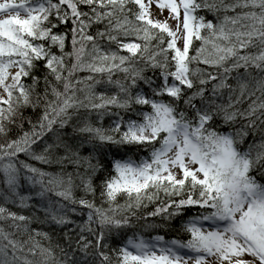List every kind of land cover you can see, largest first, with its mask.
Segmentation results:
<instances>
[{"label": "snow or ice", "instance_id": "snow-or-ice-1", "mask_svg": "<svg viewBox=\"0 0 264 264\" xmlns=\"http://www.w3.org/2000/svg\"><path fill=\"white\" fill-rule=\"evenodd\" d=\"M251 70L264 0H0V264H264Z\"/></svg>", "mask_w": 264, "mask_h": 264}, {"label": "trees", "instance_id": "trees-1", "mask_svg": "<svg viewBox=\"0 0 264 264\" xmlns=\"http://www.w3.org/2000/svg\"><path fill=\"white\" fill-rule=\"evenodd\" d=\"M200 14H201V15H206V17H207L208 19H213V18H214V15H216V14H214V13H205V12H201ZM217 14L220 15L221 18H222L223 15H224V13H223L222 11L219 12V13H217ZM228 15H232V13L229 12ZM160 18L163 19L164 16H163V17H160ZM195 43H196V46L198 47V46H199V42H195ZM257 50H258V49H255V48H253V49H249V51H252V52H255V51H257ZM209 71H212V69H209ZM240 72H241V74H243V73H244V69H241ZM77 75H78V77H82V76H86V75H88V73H86V72H80V73H78ZM235 75H236V73H233V74H232L233 77H234ZM262 78H264V74H261V73H259V72L256 71V70H251V75H250V76H244V78H243V80H242L241 82L247 84V89H246V93H245V95H246V101H245V103L239 105V107H241V108H246V107L248 106V103L250 102V100L247 99V92H254L255 95L252 97L253 99H255L256 97H261V96H262V93H261V91L259 90L258 83H257V82H258L259 80H261ZM228 83H229L230 85H232L233 88L236 89V94L238 95V94H239V83L237 82V80H236V79H233V78H229ZM226 97H227V92H225V98H226ZM26 114H27V113H26ZM105 126H107V120H105ZM67 133H68L69 136H72V135H73V131H72V127H71V126H69V127L67 128ZM76 135H77L78 139H79V138H82V137H79V134H76ZM249 139H250V138H249ZM68 142H69L70 144H75L77 141L74 140V141H72V142H70V141H68ZM90 151H91L90 146L85 145L83 148L80 149V154H81L82 156H87V155L89 154ZM60 155H63V152H61ZM22 158H23V157H22ZM37 166H38V167H43L45 171H49V172H58V171L61 170V169H60V166H59L58 164H52V165H50V166H49V165H43V166H42V165L37 164ZM64 170H65L66 172L73 173V172L76 171V168H75V166L72 165V164H66ZM79 171L83 172V171H84V168L81 167V168L79 169ZM0 181H2V180H0ZM78 182H79V181L77 180V183H78ZM261 183H264V181H261ZM2 187H3V185H2V183H0V188H2ZM78 194H79V195H82V193H78ZM118 202H119L120 204H123V203H124V198H119ZM32 203H34V201H33ZM105 206H107V205H105ZM13 210H15V209H13ZM24 214H25V215H30L31 212H30L29 210H25V211H24ZM37 215L41 216V218H42V213H37ZM86 218H87V217H86V215H85V216L83 217V219H86ZM71 219L75 220V221H76V224H81V223L83 222V220H82L79 216H72ZM10 223H11V222L3 223V224H0V226L4 227L6 231H9V232H13V233H15L14 236L12 237V238H14V239H17V240H20V241H25V240L28 239V235H27V234H25V233H21V232H16L15 229L9 227V224H10ZM76 224L70 225V228H76ZM32 227H36V224H33ZM41 230H42V231H50L47 227H44V228H42ZM67 230H68V229L57 228V229L55 230L54 233L50 232V235H51V241H50V242H49L48 240H44V239H41V238H39V237H38L37 239H40V242H41L45 247L49 246V243H51V245H53V246L59 244L60 247L67 248V246H68V245H67V242H66V240H65V238L63 237V234H62L63 231H67ZM78 230H79V229L76 228V231H78ZM142 234L145 235L146 238H147L148 235H149V233H147V232H143ZM151 234L154 235L155 233H151ZM127 235H128V236L133 235V231H128ZM126 238H127V237H124L125 240H126ZM116 246H117V243L113 242V247H116ZM26 252H27V247L25 248V253H26ZM25 253H21V255H24ZM56 255H57V257L60 256V251H59V249H56ZM77 255H79V253H77ZM28 258H29V259H33V257H31V256H29ZM37 258H38V257H37Z\"/></svg>", "mask_w": 264, "mask_h": 264}, {"label": "rangeland", "instance_id": "rangeland-1", "mask_svg": "<svg viewBox=\"0 0 264 264\" xmlns=\"http://www.w3.org/2000/svg\"><path fill=\"white\" fill-rule=\"evenodd\" d=\"M153 11H154V12H157L158 10H157V9H155V7H154V8H153ZM167 15H168V13H167V12H165V13H164V17H166Z\"/></svg>", "mask_w": 264, "mask_h": 264}, {"label": "bare ground", "instance_id": "bare-ground-1", "mask_svg": "<svg viewBox=\"0 0 264 264\" xmlns=\"http://www.w3.org/2000/svg\"><path fill=\"white\" fill-rule=\"evenodd\" d=\"M70 142L74 141V140H69ZM0 180H2V176H0Z\"/></svg>", "mask_w": 264, "mask_h": 264}]
</instances>
